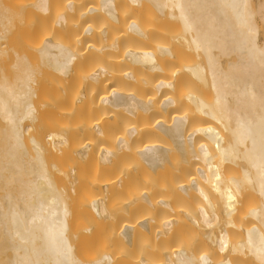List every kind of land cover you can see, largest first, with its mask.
<instances>
[{
    "label": "bare ground",
    "instance_id": "6f19581e",
    "mask_svg": "<svg viewBox=\"0 0 264 264\" xmlns=\"http://www.w3.org/2000/svg\"><path fill=\"white\" fill-rule=\"evenodd\" d=\"M61 1L35 61L0 0V264H264V0Z\"/></svg>",
    "mask_w": 264,
    "mask_h": 264
},
{
    "label": "rangeland",
    "instance_id": "374dc122",
    "mask_svg": "<svg viewBox=\"0 0 264 264\" xmlns=\"http://www.w3.org/2000/svg\"><path fill=\"white\" fill-rule=\"evenodd\" d=\"M5 1L10 6H12L14 9H17V10H22L23 8L26 9L25 16H24L25 17V23H23L22 26H20L15 31V34L13 35V39L11 41V45L13 47L17 48L18 50L25 51V52L29 53L34 60L37 59V57H36L37 53L35 50L41 48L47 40H53V38L54 37L57 38V36L53 35L49 31L41 32V31L36 30V26L41 19L38 15H36L35 13H33L29 9L31 4L33 2H35V0H5ZM62 3L63 4H61L57 10L65 9L67 1H63ZM91 4H94L93 6H95V8H97V7L99 8L100 0H94L93 3H91ZM53 9L55 11H57L55 8H53ZM52 15L53 16L51 17V19L53 21H55L58 18V15L53 14V13H52ZM260 26H261V37L260 38H261V40H263L264 39V30L262 29V24H260ZM112 31H113L112 37L114 36L113 38H115L116 40H120L126 36L125 31H123L121 29H115V30L112 29ZM179 36H180L179 32L165 28L162 46L166 47V48L174 49L175 47H177V45H179V41L177 39V38H179ZM58 39L64 41V36L61 34L60 37H58ZM191 64H193V58L192 57L189 60H182L179 63L178 67H180L181 69H184ZM43 94H45V92H43ZM66 110H67V112H65L66 115H69V116L72 115L73 116L75 114V111L69 107ZM185 115H188V113L183 114V116H185ZM167 120H165V122ZM61 130L66 131V130H68V127L64 126L61 128ZM88 144H90V142L86 140V136L82 137L81 141L79 142V145L87 146ZM89 203H90V198H87L85 200L84 204L87 206Z\"/></svg>",
    "mask_w": 264,
    "mask_h": 264
}]
</instances>
